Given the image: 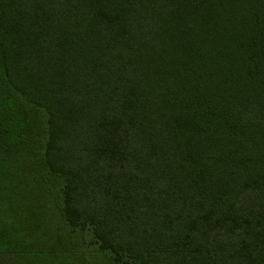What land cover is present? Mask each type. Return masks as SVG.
Returning <instances> with one entry per match:
<instances>
[{"label":"trees","instance_id":"obj_1","mask_svg":"<svg viewBox=\"0 0 264 264\" xmlns=\"http://www.w3.org/2000/svg\"><path fill=\"white\" fill-rule=\"evenodd\" d=\"M0 73L24 200L25 146L114 264H264V0H0Z\"/></svg>","mask_w":264,"mask_h":264},{"label":"rangeland","instance_id":"obj_2","mask_svg":"<svg viewBox=\"0 0 264 264\" xmlns=\"http://www.w3.org/2000/svg\"><path fill=\"white\" fill-rule=\"evenodd\" d=\"M0 90L6 96L2 73ZM43 137L37 138L39 144ZM21 158L24 163H17L22 164L24 181L27 172H35L40 188H30L24 200L23 187L12 184V172L0 170V264H114L110 253L94 244L90 229L69 228L62 214L60 183L32 167L35 155L25 146Z\"/></svg>","mask_w":264,"mask_h":264}]
</instances>
